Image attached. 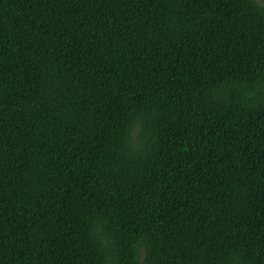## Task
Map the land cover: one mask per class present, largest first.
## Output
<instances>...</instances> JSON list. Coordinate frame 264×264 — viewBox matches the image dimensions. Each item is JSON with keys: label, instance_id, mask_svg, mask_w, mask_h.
Returning <instances> with one entry per match:
<instances>
[{"label": "trees", "instance_id": "obj_1", "mask_svg": "<svg viewBox=\"0 0 264 264\" xmlns=\"http://www.w3.org/2000/svg\"><path fill=\"white\" fill-rule=\"evenodd\" d=\"M0 264H264V0H0Z\"/></svg>", "mask_w": 264, "mask_h": 264}]
</instances>
